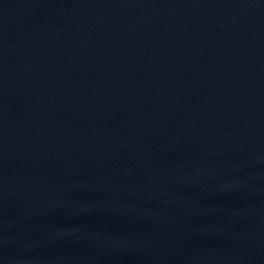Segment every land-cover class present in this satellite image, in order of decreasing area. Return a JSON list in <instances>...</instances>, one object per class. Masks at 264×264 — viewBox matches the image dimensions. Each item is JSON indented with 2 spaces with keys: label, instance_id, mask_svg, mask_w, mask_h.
<instances>
[{
  "label": "water",
  "instance_id": "95a60500",
  "mask_svg": "<svg viewBox=\"0 0 264 264\" xmlns=\"http://www.w3.org/2000/svg\"><path fill=\"white\" fill-rule=\"evenodd\" d=\"M0 264H264V0H0Z\"/></svg>",
  "mask_w": 264,
  "mask_h": 264
}]
</instances>
